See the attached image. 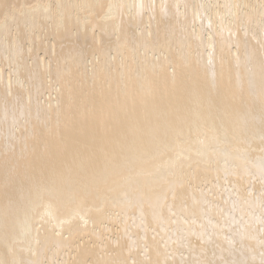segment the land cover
I'll return each instance as SVG.
<instances>
[{
    "label": "bare ground",
    "instance_id": "obj_1",
    "mask_svg": "<svg viewBox=\"0 0 264 264\" xmlns=\"http://www.w3.org/2000/svg\"><path fill=\"white\" fill-rule=\"evenodd\" d=\"M0 264H264V0H0Z\"/></svg>",
    "mask_w": 264,
    "mask_h": 264
}]
</instances>
